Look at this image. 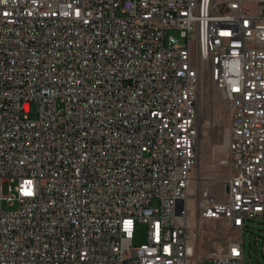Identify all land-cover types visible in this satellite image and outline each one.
I'll return each mask as SVG.
<instances>
[{
	"label": "built area",
	"instance_id": "built-area-1",
	"mask_svg": "<svg viewBox=\"0 0 264 264\" xmlns=\"http://www.w3.org/2000/svg\"><path fill=\"white\" fill-rule=\"evenodd\" d=\"M205 73L229 104L231 171L224 199L190 201ZM253 219L264 0H0V264H201L221 220L240 235L204 260L243 264Z\"/></svg>",
	"mask_w": 264,
	"mask_h": 264
},
{
	"label": "rangeland",
	"instance_id": "rangeland-1",
	"mask_svg": "<svg viewBox=\"0 0 264 264\" xmlns=\"http://www.w3.org/2000/svg\"><path fill=\"white\" fill-rule=\"evenodd\" d=\"M169 35L175 43H182L184 39L179 36V31L170 30ZM199 114L201 121L200 137L198 142V157L196 166L192 172L191 198L196 201L200 189L209 188L210 195L215 200L224 199V184L231 171V160L228 154L229 138V104L221 90L217 89L208 74H204L199 87ZM36 116L33 108L28 115ZM6 193V188H4ZM192 202H190V205ZM14 206L2 204V208L13 209ZM240 235L239 231L229 229L224 220L210 221L204 224L201 230L202 247L200 255L201 264H207L204 260L206 252L212 247L213 242L224 243L235 239ZM243 264H264V219L245 221L243 231ZM146 226L135 221L133 243L140 245L146 242Z\"/></svg>",
	"mask_w": 264,
	"mask_h": 264
},
{
	"label": "bare ground",
	"instance_id": "bare-ground-1",
	"mask_svg": "<svg viewBox=\"0 0 264 264\" xmlns=\"http://www.w3.org/2000/svg\"><path fill=\"white\" fill-rule=\"evenodd\" d=\"M200 89V88H199ZM200 91V90H199ZM200 113V112H199Z\"/></svg>",
	"mask_w": 264,
	"mask_h": 264
},
{
	"label": "water",
	"instance_id": "water-1",
	"mask_svg": "<svg viewBox=\"0 0 264 264\" xmlns=\"http://www.w3.org/2000/svg\"><path fill=\"white\" fill-rule=\"evenodd\" d=\"M227 190V189H226Z\"/></svg>",
	"mask_w": 264,
	"mask_h": 264
}]
</instances>
